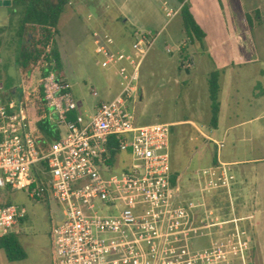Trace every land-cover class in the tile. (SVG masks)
<instances>
[{
    "label": "built area",
    "instance_id": "2783aa9c",
    "mask_svg": "<svg viewBox=\"0 0 264 264\" xmlns=\"http://www.w3.org/2000/svg\"><path fill=\"white\" fill-rule=\"evenodd\" d=\"M92 39L100 66L116 72L119 93L94 115L77 114L71 86L53 70L51 57L44 61L49 70L38 85L57 134L46 154L38 150L24 95L7 98L0 83V191L59 203L54 264L218 263L224 243L216 238L225 222L216 201L230 196L225 165L202 170L197 190L185 194L172 180L171 125H134L139 68L155 38L137 33L129 52L112 50L108 34L94 32ZM23 219L17 205L0 202V242L18 234ZM200 239L210 248H196Z\"/></svg>",
    "mask_w": 264,
    "mask_h": 264
},
{
    "label": "rangeland",
    "instance_id": "374dc122",
    "mask_svg": "<svg viewBox=\"0 0 264 264\" xmlns=\"http://www.w3.org/2000/svg\"><path fill=\"white\" fill-rule=\"evenodd\" d=\"M51 1L56 3L57 0ZM71 1L73 5H66L60 16L55 48L63 57L60 67L71 86V94L78 106L77 114L94 115L100 103L115 98L120 86L116 72L100 66L102 58L94 53L91 33L102 29L115 42L124 40L131 48L133 29L123 23L122 18L108 19L104 26L94 27L87 17L90 13L102 17L101 6L92 0ZM144 1L145 5L139 6L143 12L144 29L155 41L139 68L138 87L142 99L132 105L134 125H171V167L173 173L180 175L177 184L186 194L188 190H197V174L215 164L218 158L221 162H236L264 157V94H260V88H264V0H235V13L238 12L243 19L242 29L239 25H231L227 8H221L222 0H212V14L209 21L202 24L207 36L201 43L197 40L190 42L184 32L176 0ZM246 13L251 23L249 32L243 18ZM107 14L119 17L111 10H107ZM160 17L165 20L163 26L158 24ZM20 18L19 11L0 6V26L7 23L4 27L11 29L10 33L6 31L0 36V55L7 63L4 69L0 64V83L10 85L7 92H15L16 96L31 93L39 86L43 68L41 65L35 70L28 82L19 74L15 60L20 43L14 36ZM246 34H250L253 45H248V53L236 52L239 63L233 65L229 60L233 39L235 35L245 38ZM190 60L193 63L190 64ZM189 65L191 69L184 71L183 67ZM214 72L218 74L221 89V112L216 130L210 125L207 82ZM218 144L222 145L219 151ZM123 158L126 159L124 155L120 156L114 173L120 172ZM226 169L230 173L228 186L232 197L222 193L216 201L225 222L221 227L223 257L218 263L211 264H264V227L259 235H253L249 222H238L237 219L247 217V213L236 210V176H242L240 184L247 195L249 165H228ZM2 194L4 199H1ZM0 202L15 204L24 213L20 232L15 238L25 255L23 260L10 262L0 244V264H54L52 230L63 221L59 203L36 202L18 191H0ZM209 203L215 205V198ZM231 220H235V224L230 223ZM195 247L210 248V244L206 239H200Z\"/></svg>",
    "mask_w": 264,
    "mask_h": 264
},
{
    "label": "trees",
    "instance_id": "16d2710c",
    "mask_svg": "<svg viewBox=\"0 0 264 264\" xmlns=\"http://www.w3.org/2000/svg\"><path fill=\"white\" fill-rule=\"evenodd\" d=\"M66 5L67 0H57L56 3H53L51 0H11L10 8L15 12L19 11L21 15L14 37L20 43L17 65L19 74L25 82L29 81L35 70L40 68L44 61L49 60V57L54 61L53 70L61 76V67L58 52L55 48V39L58 33V22ZM179 14L183 18L184 32L189 37L190 42H194L195 40L201 42L205 34L196 24L188 3L182 5ZM247 20H249L248 23L251 26L249 17ZM8 28H0V36L6 31L10 33L11 29L9 28L10 30H8ZM188 68L189 66L186 67V69ZM48 70L49 68L47 67L41 68L42 75L45 76ZM217 76L218 74L214 72L207 81L211 108L210 125L213 129L217 127L220 111L219 94L221 89ZM3 86L6 89L5 96L8 97L9 93L7 89L10 85L3 84ZM23 95L25 103L30 109L29 119L31 130L38 150L41 154H46L49 151L50 144L56 139V133L54 126L48 121L47 109L44 105L41 89L38 86L33 92H24ZM110 155L113 159L115 152H110ZM177 178L179 179L180 175L173 173L172 180L174 184H177ZM0 244L4 248L7 259L10 262L25 258L15 236H9L3 239Z\"/></svg>",
    "mask_w": 264,
    "mask_h": 264
},
{
    "label": "crops",
    "instance_id": "0c3cea01",
    "mask_svg": "<svg viewBox=\"0 0 264 264\" xmlns=\"http://www.w3.org/2000/svg\"><path fill=\"white\" fill-rule=\"evenodd\" d=\"M146 1H148V0H146ZM217 1H220V0H217ZM92 2L101 6L102 13H104V14H102V17H98L95 13L88 14L87 19H88V21H91L93 23L94 27L99 28L100 26H104L105 22H107L108 19L118 20V18H120V19L122 18L124 20L123 23L129 24L130 27L133 29V32L131 34L132 37H135V35L137 33H142V32L150 33L144 29L145 26L143 24L142 17H141V16H143V14H142L143 12L140 10V7H139L142 4L145 5V1L143 3V0H92ZM165 3L166 2H164V4ZM184 3L189 4L190 12L193 15V18H194L196 24L204 32L202 24L204 25L205 23H207L209 21V17L212 14L210 12V7H213L212 0H176V5H175L176 9H178V8L181 9V7ZM76 4H77V2H76ZM67 5L72 6L73 2L71 0H67ZM220 5H221L222 9H224V6H225V8H227L228 19H229V21L233 27L238 26V25L240 26L242 24V22H243L242 16L240 14H238V12L235 13V0H222ZM137 7H139V10H137ZM107 10H111L115 14H119V17L108 16ZM243 18L245 19V23H246L245 28L248 29V32H249V29H251V26H249V23H248L249 20H247V18H248L247 13L244 14ZM164 21H165L164 18L160 17V19L158 20V24H160V26H163ZM6 24L7 23L0 26V28H4V26ZM58 24H59V22H58ZM240 28L242 29L241 26H240ZM94 32H101V33L108 34L101 29L99 31H92L91 37H92V34ZM204 34H205V37L203 38V40L207 36V34L205 32H204ZM56 40H57V37H56ZM233 41H234L233 46L230 48V51L232 53H231V56L229 57V60L234 65V64L239 63L238 62L239 58H236V54H237L236 52L243 51L244 53H248V49L250 47L248 45H250L251 43L253 45V40H251L250 34H246L245 38H242L239 35H235ZM93 45H94V43H93ZM111 49L114 51L129 52L131 48L129 47V45L126 44V42L124 40H122V41H116L115 45ZM225 49H227L226 46H225ZM57 51L59 53L58 59H59V62L61 64V63H63L62 62L63 57H62L60 51L59 50H57ZM4 61H5L4 59L2 61V58L0 55V64L4 65L3 69L7 67V63H5ZM15 63H16V67H17V61L16 60H15ZM191 63H193L192 60H190V64ZM186 67L187 66L183 67L185 69L184 71H186V72L191 69V68L186 69ZM189 67H190V65H189ZM60 72H61V77L66 79V76L63 73L62 69ZM40 75H42V72ZM261 93L264 94V88L263 87L260 88V94ZM4 94H5V90H4ZM9 96H10V98L16 97V93L14 92L13 94H9ZM141 99H142V94H140V100ZM220 112H221V103H220L219 116H220ZM218 124H219V118H218L217 126H218ZM51 125H53V124H51ZM216 128H215V130H216ZM217 161H219L221 164L225 165V167H227L228 165H230V166L235 165L237 167L249 165V169H248L249 173L246 177L247 178V187H246L247 188V195H245L244 189H243L242 185L240 184L242 182L241 181L242 176L240 174H238L236 176V178H237L236 179L237 184L235 186L236 187L235 188L236 194H237V197L235 198L236 210H237V212H240V213L244 212V211L247 213V217H245V216L237 217V219H238V222L243 221V220H247L249 222V228L251 229L252 234L253 235H259L262 232L261 227H264V157L251 158V159H248L245 161H236V162H221L218 158ZM228 174H230L229 171H228ZM232 176L235 178V175H232ZM229 177H230V175H229ZM232 190H234V189H232ZM227 197L230 198L232 196L227 195ZM245 197H246V199H245Z\"/></svg>",
    "mask_w": 264,
    "mask_h": 264
},
{
    "label": "water",
    "instance_id": "95a60500",
    "mask_svg": "<svg viewBox=\"0 0 264 264\" xmlns=\"http://www.w3.org/2000/svg\"><path fill=\"white\" fill-rule=\"evenodd\" d=\"M0 6L10 7L11 6V0H0Z\"/></svg>",
    "mask_w": 264,
    "mask_h": 264
},
{
    "label": "flooded vegetation",
    "instance_id": "af4514ba",
    "mask_svg": "<svg viewBox=\"0 0 264 264\" xmlns=\"http://www.w3.org/2000/svg\"><path fill=\"white\" fill-rule=\"evenodd\" d=\"M219 232H220V234L217 235L216 241L218 243H223V240H222L223 239V237H222L223 234L221 232V228H220V231Z\"/></svg>",
    "mask_w": 264,
    "mask_h": 264
}]
</instances>
